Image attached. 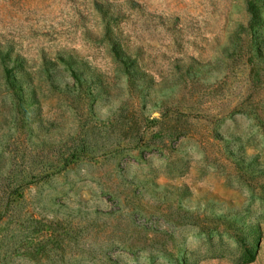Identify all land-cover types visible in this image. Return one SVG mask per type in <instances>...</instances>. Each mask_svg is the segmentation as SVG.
I'll return each instance as SVG.
<instances>
[{
  "label": "rangeland",
  "instance_id": "1",
  "mask_svg": "<svg viewBox=\"0 0 264 264\" xmlns=\"http://www.w3.org/2000/svg\"><path fill=\"white\" fill-rule=\"evenodd\" d=\"M0 264H264V0H0Z\"/></svg>",
  "mask_w": 264,
  "mask_h": 264
}]
</instances>
